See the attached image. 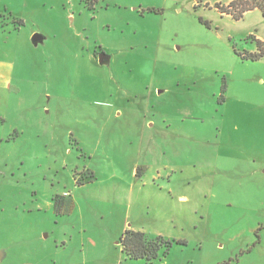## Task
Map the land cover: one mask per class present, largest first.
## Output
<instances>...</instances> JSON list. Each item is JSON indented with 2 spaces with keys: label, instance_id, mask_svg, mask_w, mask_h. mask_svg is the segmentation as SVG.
Wrapping results in <instances>:
<instances>
[{
  "label": "rangeland",
  "instance_id": "rangeland-1",
  "mask_svg": "<svg viewBox=\"0 0 264 264\" xmlns=\"http://www.w3.org/2000/svg\"><path fill=\"white\" fill-rule=\"evenodd\" d=\"M231 1L0 0V264H264V16Z\"/></svg>",
  "mask_w": 264,
  "mask_h": 264
},
{
  "label": "trees",
  "instance_id": "trees-1",
  "mask_svg": "<svg viewBox=\"0 0 264 264\" xmlns=\"http://www.w3.org/2000/svg\"><path fill=\"white\" fill-rule=\"evenodd\" d=\"M87 2L89 5H94L95 0H87ZM229 6V11L226 13L231 14L235 19H240L246 12L255 9L260 10L264 16V0H232ZM257 43L259 52L249 54L248 57L258 59L264 56L263 42L257 39ZM120 243L128 257L146 258L149 261L158 256L161 247L165 246L168 250L172 244L161 235L148 236L143 231L135 230H126L120 238Z\"/></svg>",
  "mask_w": 264,
  "mask_h": 264
},
{
  "label": "water",
  "instance_id": "water-1",
  "mask_svg": "<svg viewBox=\"0 0 264 264\" xmlns=\"http://www.w3.org/2000/svg\"><path fill=\"white\" fill-rule=\"evenodd\" d=\"M44 39L45 37L40 33H36L32 37V41L35 45L43 43ZM110 60H111V56L107 54L106 52H101L98 54V62L101 65L110 64ZM5 256H6V252L4 250H0V260H3Z\"/></svg>",
  "mask_w": 264,
  "mask_h": 264
},
{
  "label": "flooded vegetation",
  "instance_id": "flooded-vegetation-1",
  "mask_svg": "<svg viewBox=\"0 0 264 264\" xmlns=\"http://www.w3.org/2000/svg\"><path fill=\"white\" fill-rule=\"evenodd\" d=\"M99 53H101V52H99ZM99 53H97V55H96V56H97V58H98V54H99Z\"/></svg>",
  "mask_w": 264,
  "mask_h": 264
}]
</instances>
